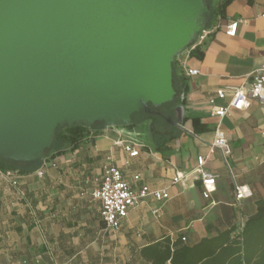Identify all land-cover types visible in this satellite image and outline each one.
Returning a JSON list of instances; mask_svg holds the SVG:
<instances>
[{"label": "crops", "instance_id": "0c3cea01", "mask_svg": "<svg viewBox=\"0 0 264 264\" xmlns=\"http://www.w3.org/2000/svg\"><path fill=\"white\" fill-rule=\"evenodd\" d=\"M222 9L196 50L181 56L199 73L189 76L178 63L181 126L143 116L127 127L96 126L77 147L51 150L43 176L37 173L42 163L32 171L13 170V179L0 174V264H147L141 250L152 243L180 236L196 243L243 225L257 211L264 199V103L252 100L221 120L232 146L226 163L212 147L220 119L211 114L210 99L226 106L231 93L222 99L218 90L248 88L264 64V0H230ZM233 20L239 21L235 36L226 33ZM139 123L149 125L144 133ZM127 144L139 154L131 156ZM200 155L218 175L211 192L193 173ZM109 157L133 187L148 184L170 195L147 198L118 230L104 228L100 200L92 194ZM177 173L187 174L185 186L173 182ZM236 184L248 189L240 200Z\"/></svg>", "mask_w": 264, "mask_h": 264}, {"label": "water", "instance_id": "95a60500", "mask_svg": "<svg viewBox=\"0 0 264 264\" xmlns=\"http://www.w3.org/2000/svg\"><path fill=\"white\" fill-rule=\"evenodd\" d=\"M212 22L209 0H0V157L44 162L58 128L178 101V58Z\"/></svg>", "mask_w": 264, "mask_h": 264}, {"label": "trees", "instance_id": "16d2710c", "mask_svg": "<svg viewBox=\"0 0 264 264\" xmlns=\"http://www.w3.org/2000/svg\"><path fill=\"white\" fill-rule=\"evenodd\" d=\"M229 1L224 0L214 5L212 0H209L213 20L217 14L223 12L222 8ZM196 48L197 46L191 49L190 53H193ZM174 69V83L178 91L177 97H179L180 83L183 78L178 76L176 68ZM176 101L159 108L152 107V113L139 112L134 119L137 116L153 117L156 122L163 120L166 123L165 117H173L172 115L176 112ZM96 126H103V123H96L94 127ZM92 128L79 125L65 129L58 128L55 142L59 140V144H70L72 148L77 147L89 135ZM54 144L47 151L48 154L56 147ZM40 164L39 160L18 162L0 157V171H32ZM141 255L147 264H264V199L258 200L257 211L248 216L243 225L212 237L202 238L196 243L183 240L182 236L175 240L164 238L144 247Z\"/></svg>", "mask_w": 264, "mask_h": 264}, {"label": "built area", "instance_id": "2783aa9c", "mask_svg": "<svg viewBox=\"0 0 264 264\" xmlns=\"http://www.w3.org/2000/svg\"><path fill=\"white\" fill-rule=\"evenodd\" d=\"M238 24V20L231 21L227 26L226 33L235 36ZM207 32L208 29L204 31L200 39H202ZM195 46L196 44L192 45L189 50L193 49ZM178 63L189 76L199 73L197 68L188 67L186 62L182 60V57L178 58ZM228 92L231 93V98L224 107L217 106L215 98L210 99L212 105L211 114L220 119L216 125L215 138L212 142V147L219 148L222 151L226 163H228V160L232 155V146L226 132L221 127V120L229 115L233 109L250 107L252 100L264 103V64L258 70L248 88L231 86L219 89L217 95L219 98L224 99ZM125 149L131 156L139 154V148L133 145L127 144L125 145ZM46 162L47 160L41 162L43 167L37 171L39 176L44 175L45 166L47 164ZM206 162L207 158L205 156H198L197 165L194 168L193 173L201 179L206 191L211 192L215 188L218 175L206 168ZM0 174L11 179L14 177L13 170L0 171ZM140 178V174L134 176L135 181H138ZM187 179V174L177 173L173 182L185 186L187 184ZM13 183H16V180H13ZM92 194L100 200V216L106 230H118L129 211L144 203L147 198L153 197L159 201H164L170 197L167 189H152L148 184H142L137 188L133 187L124 177L122 169L113 163L112 157L108 158V162L104 166L103 174L99 179V186L94 189ZM247 195L248 189L246 186L240 184L235 185V197L237 200H240ZM154 213L158 215L160 213V208L155 209ZM182 239L186 240V237H182Z\"/></svg>", "mask_w": 264, "mask_h": 264}, {"label": "rangeland", "instance_id": "374dc122", "mask_svg": "<svg viewBox=\"0 0 264 264\" xmlns=\"http://www.w3.org/2000/svg\"><path fill=\"white\" fill-rule=\"evenodd\" d=\"M214 1H218V0H214ZM159 121V120H158ZM161 121V120H160ZM140 124V126L138 127V129H139V131L141 132V133H144V130H147L148 129V126L149 125H147V124H141V123H139ZM60 141L59 140H57L56 142H55V144H54V147L56 146H59L60 144ZM53 147V148H54Z\"/></svg>", "mask_w": 264, "mask_h": 264}]
</instances>
